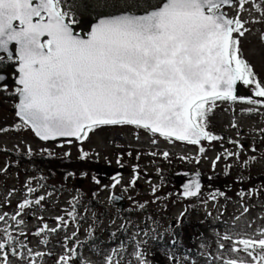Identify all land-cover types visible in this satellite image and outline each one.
I'll list each match as a JSON object with an SVG mask.
<instances>
[{
	"label": "snow or ice",
	"instance_id": "obj_1",
	"mask_svg": "<svg viewBox=\"0 0 264 264\" xmlns=\"http://www.w3.org/2000/svg\"><path fill=\"white\" fill-rule=\"evenodd\" d=\"M249 2L161 0L143 14L125 11L100 18L82 37L74 32L77 21L65 10L64 0H0V53L6 54L0 55V64L15 63L16 115L42 141H83L102 126H132L168 142L190 145L220 140L207 130L208 116L218 101L264 107V81L241 58L238 46L237 37L247 30L240 13ZM227 7H236L237 14L229 17ZM253 8L259 12L262 6L254 3ZM238 84L250 88L252 95L238 96ZM232 155L238 154L227 152L226 158ZM34 191L28 188L29 193ZM199 193L198 179L184 186L185 198ZM44 199H25L11 219L23 223L17 216ZM6 215H0V221ZM45 230L46 224L35 235ZM3 233L0 264H11L7 250L11 248L15 256L18 245L27 246L7 229ZM222 239L233 245L227 251L246 253L250 260L221 258V264H264V229L259 238ZM116 251L117 258L107 256L106 264H121L122 255ZM75 252L70 248L57 264H71ZM28 255L35 264L44 253L29 249ZM133 255L137 264H147L141 251Z\"/></svg>",
	"mask_w": 264,
	"mask_h": 264
},
{
	"label": "rangeland",
	"instance_id": "obj_2",
	"mask_svg": "<svg viewBox=\"0 0 264 264\" xmlns=\"http://www.w3.org/2000/svg\"><path fill=\"white\" fill-rule=\"evenodd\" d=\"M159 2L150 8L157 7ZM232 8L225 10L229 17L235 12ZM245 8L247 12L243 11L242 18L247 21V30L243 38H238L240 55L257 79L264 81V18L262 24H255L258 14L250 15L249 4ZM242 87L247 92L245 97L252 95L250 88ZM12 93V87L0 89V150L34 154L44 159L33 157L25 165H19L15 160L10 162L6 157L9 155H0V215L7 213L5 220L0 221V237L7 229L33 254L44 253L35 264H57L61 256L69 255L73 247L65 241L78 231L68 216L71 201L78 203L80 213L85 215L73 237L79 244L77 249H82L83 264H106L109 248L98 249L93 238L88 240L93 229V237L97 239L104 228L113 233L121 232L124 243L116 242L121 247V264H137L133 255L136 250L144 251L147 264H221V258L250 260L246 253L227 251L233 245L222 238L226 235L233 239L245 235L259 238L260 230L264 229V132L261 131L264 129V107L240 101H218L208 116L207 130L221 139L202 141L200 145L168 142L130 126H102L90 132L83 141L49 144L38 141L16 119ZM249 109L254 110L250 112ZM233 124L237 127H232ZM200 147H204V153L199 152ZM164 152L169 154L167 158ZM227 152L238 155L226 158ZM83 153L87 156L82 159ZM29 159L26 156V160ZM30 164L41 167V172H25L33 171L29 170ZM9 165L11 169L7 170ZM100 170H120V174L114 180L101 181L99 178L105 176ZM183 171L197 172L206 183L211 180L218 185L207 183L209 189L206 187L197 196L185 198L175 184L177 175ZM109 184L111 189H106ZM28 188L35 191L29 193ZM110 192L121 197L119 203L123 209L119 210L118 217L114 215L116 205L107 206ZM39 196L45 197L40 205L33 204L34 207L31 205L17 216L23 223L17 224L11 219L20 203L25 199L34 201ZM228 205L232 217L228 215ZM108 215L109 219L99 227V217ZM164 215L168 218H162ZM122 216L125 221L121 220ZM147 217L156 218L145 221ZM57 218L68 225H62ZM111 220L117 223L110 226ZM45 224L48 231L55 227L59 231L50 237L46 235L47 230L35 235ZM197 228L204 232L202 237L193 239ZM176 237L181 239L182 245L178 246L182 249L173 252ZM220 244L224 245L223 249ZM191 246L193 253L187 256L184 249L189 252ZM95 248L99 251L97 254L90 252ZM16 250L18 255L8 257L11 264H30L28 250L19 245ZM149 254L155 255L156 263ZM111 255L117 258V253Z\"/></svg>",
	"mask_w": 264,
	"mask_h": 264
},
{
	"label": "flooded vegetation",
	"instance_id": "obj_3",
	"mask_svg": "<svg viewBox=\"0 0 264 264\" xmlns=\"http://www.w3.org/2000/svg\"><path fill=\"white\" fill-rule=\"evenodd\" d=\"M159 2V4L161 3V0H83L81 2L77 1V0H64V8L67 11H70V13L72 14L73 18L77 21L76 24H84L87 25L88 23H91L93 21H96L99 18H104L110 15H114V14H120L123 13L125 11L129 12V13H134V14H142L144 13L146 10L151 9V6L156 5V3ZM254 3H259L261 4L262 8L261 11H256L253 8V4ZM249 5L251 6V13L250 15H254V14H258L259 19L257 20V22L255 24H262L263 18H264V0H250ZM232 9L235 10L234 14L232 17H234L237 14V9L236 7H233ZM246 10L245 13L247 12V8H245ZM249 9V8H248ZM242 14L243 12L240 13V18L245 21V19L242 18ZM246 25H247V21ZM252 23V22H251ZM245 25V26H246ZM246 33V31H245ZM245 35V34H244ZM242 37H237V38H243ZM11 62L5 61L3 64H0V73H3L5 71H8V68L11 66ZM10 76H12V74H10ZM6 89L7 87H1V89ZM218 183V182H217ZM215 185H218L215 183ZM214 185V186H215ZM106 189H111L110 184L109 186L105 187ZM112 192V191H111ZM110 192V196L108 198L109 202H108V207L114 206L112 201H111V197L113 196L112 193ZM115 196V195H114ZM118 196V195H116ZM115 211V209H114ZM167 211H169V209H167ZM171 211V209H170ZM119 213L114 212L115 216H119ZM114 215H112L113 217H115ZM107 217H105L106 219ZM160 218V217H159ZM162 218H168L167 215H164V217ZM103 224V223H102ZM173 222L171 224V227L173 226ZM106 228H104L97 236V239L93 237V232L88 234V240L90 241L92 238V242H97L100 244H103L101 242L102 240V236L106 233ZM170 230H173V228H171ZM178 230V228L176 229ZM173 234L177 235L176 232H172ZM105 245V244H104Z\"/></svg>",
	"mask_w": 264,
	"mask_h": 264
},
{
	"label": "water",
	"instance_id": "obj_4",
	"mask_svg": "<svg viewBox=\"0 0 264 264\" xmlns=\"http://www.w3.org/2000/svg\"><path fill=\"white\" fill-rule=\"evenodd\" d=\"M228 8H230V7H227L226 9H228ZM99 19H97L96 21H93L91 23H88L87 25L80 24V25L73 26L74 32H75V30H78L77 34L81 35L82 37L86 36L90 32L91 27L94 26V24L97 23ZM83 31H85V35L83 34ZM0 55L6 56V54H3V53H0ZM10 73L13 74L12 78L9 77ZM0 75H2L4 77L3 80H0V87H2L4 85L7 86V87H11V86H13L15 88L17 87V85L15 84V80L17 78L15 64L12 67H10L8 69V71L0 73ZM237 95L238 96H246L247 95V92L243 89L241 84H238V86H237ZM16 103H18V97L17 96H16L15 105H16ZM13 111L15 113L16 118L23 124V122L16 115V108L15 107H14ZM27 128L30 130V132L33 134V136L38 141H40L42 143L55 144V143H58V142L67 141L69 139L70 140H75L74 138H57L56 140L42 141V140L39 139V137H37L35 135V133L29 127H27ZM100 173L103 174L102 176H105V177H100L99 179L101 181H104V180H108V179H112L114 177H117L118 174H120V170L119 171H107V172L106 171L104 172L103 170H100ZM194 179H198L199 180V182H200V191L202 189H204L205 187H207V183L203 181V179L201 178V176L199 174L192 173V172H181V173H179L177 175V178L175 180L176 189L183 195L184 186L186 184L190 183ZM116 199H117L116 197L112 198L114 203L117 205V208L121 209L122 208V204L118 203Z\"/></svg>",
	"mask_w": 264,
	"mask_h": 264
},
{
	"label": "trees",
	"instance_id": "obj_5",
	"mask_svg": "<svg viewBox=\"0 0 264 264\" xmlns=\"http://www.w3.org/2000/svg\"><path fill=\"white\" fill-rule=\"evenodd\" d=\"M11 96L14 98L15 97V94H14V92L11 94ZM1 154H4V155H9V156H6L7 157V159L11 162V161H14L15 160V162L17 163V164H19V165H25L24 163L26 162V161H30V160H33L34 158L33 157H40V156H37V155H34V154H12L11 152H8V151H6V150H0V155ZM11 156V157H10ZM26 156H29L30 157V159L29 160H26ZM39 159H44V158H39ZM31 166H29V170H31V169H33V171L31 170V171H25V172H27V173H35V174H39L40 172H41V167H35V165L34 164H30ZM11 169V166L9 165V167L7 168V170H10ZM40 184H42L41 182H39V185ZM82 202V201H81ZM82 203H85V201H83ZM90 206V205H89ZM89 206H88V208H89ZM70 212H73V216H69V219H70V221H71V224L72 223H74V224H76V225H80V222L82 221V219H85V215L84 214H82V213H80V205L77 203V204H75L72 208H71V210H70ZM103 220V217L101 216V217H99V219L97 220L98 221V223L100 224L101 223V221ZM189 224H191L190 222H189ZM191 230H193V229H191ZM13 237L17 240V241H19L18 240V236L17 235H13ZM30 248L29 247H27V248H24V250L25 251H27V250H29ZM76 250V252H75V255L73 256V258H72V262L74 263V264H83L82 263V261H81V259H80V256H81V250H79V249H75ZM8 257H10L9 255H11V256H13L12 255V249L11 248H9L8 250ZM148 257H150L151 259L153 258L154 259V262L156 263L157 261H156V258H155V255L153 254H149L148 255ZM152 259V260H153ZM158 264V263H157Z\"/></svg>",
	"mask_w": 264,
	"mask_h": 264
}]
</instances>
